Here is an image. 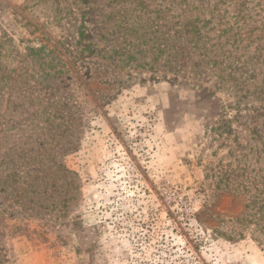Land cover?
Here are the masks:
<instances>
[{"label": "rangeland", "instance_id": "rangeland-1", "mask_svg": "<svg viewBox=\"0 0 264 264\" xmlns=\"http://www.w3.org/2000/svg\"><path fill=\"white\" fill-rule=\"evenodd\" d=\"M250 4L0 0V264H264L246 196L206 178L264 170Z\"/></svg>", "mask_w": 264, "mask_h": 264}, {"label": "trees", "instance_id": "trees-1", "mask_svg": "<svg viewBox=\"0 0 264 264\" xmlns=\"http://www.w3.org/2000/svg\"><path fill=\"white\" fill-rule=\"evenodd\" d=\"M248 1L252 2V4L249 6L245 5L243 8L239 7L237 13L234 15V23L238 24L237 29H243L247 22L246 31L243 34L238 31L234 35L237 36L234 41L238 42L234 51L239 53L244 49L236 60L237 66L235 69L239 70L240 75H245L246 73L244 81L249 82L250 80L249 84L253 85V89L247 88L245 94L241 95V98L252 95L259 102V106L252 109L256 115L255 119L258 118V120H256L257 123L255 122L250 128L252 139L257 140L259 144V146H255V152H257L256 161L258 162L260 160L264 161V78L257 82L255 81L258 80V75L264 70L262 68L264 63V42L257 45L252 53L249 52L248 47L251 42L259 41L261 37H263V34H260V32L264 31V0ZM248 18L252 19V24H249ZM241 22H243V24L239 25ZM221 31L222 33H226L228 29L225 28ZM256 31L258 32L256 33ZM242 41H246V44L240 45ZM195 44L197 43L195 42ZM247 53H249L247 58L241 60V57ZM260 62H262V66L257 68L256 65ZM251 81L255 83L252 84ZM244 172H246L245 167L242 168V166L238 165L235 169L231 170L229 168L214 169L211 174L207 172L206 178H214L216 182L215 185L220 191L236 192L246 196L245 213L241 217L235 219L236 224L240 223L242 226L252 225L264 227V170L259 169L254 175L250 176L247 174L245 179H236L232 183L230 178L231 175L240 177L244 175Z\"/></svg>", "mask_w": 264, "mask_h": 264}]
</instances>
